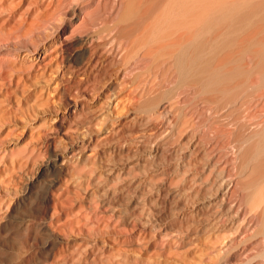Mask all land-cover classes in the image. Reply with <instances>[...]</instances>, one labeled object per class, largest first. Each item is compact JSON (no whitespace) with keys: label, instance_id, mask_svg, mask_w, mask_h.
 <instances>
[{"label":"rangeland","instance_id":"rangeland-1","mask_svg":"<svg viewBox=\"0 0 264 264\" xmlns=\"http://www.w3.org/2000/svg\"><path fill=\"white\" fill-rule=\"evenodd\" d=\"M123 2L0 40V264H264V0Z\"/></svg>","mask_w":264,"mask_h":264},{"label":"bare ground","instance_id":"bare-ground-1","mask_svg":"<svg viewBox=\"0 0 264 264\" xmlns=\"http://www.w3.org/2000/svg\"><path fill=\"white\" fill-rule=\"evenodd\" d=\"M110 2H111V5L106 4V6H110V10H109V7L104 9V10L108 9L109 11L108 10L107 11L109 12V14H107V12L106 14L102 13V16L103 14L108 15V16H105L104 18V16L102 17L99 15L98 16L96 15L97 17L93 18V20L91 21L92 19L91 14L87 13V8H89L87 5H90V4L80 6L79 4H77V2L76 3L72 2V0L71 1L70 0H40L39 3L37 2V0H20V2L14 7L13 10H9L7 12L8 15L7 17H5V21L7 22V24L5 25L6 27H8L7 29L8 33L0 35V40L5 41V45H7L8 48H9V45L12 44L10 41L15 40V42H13L14 44H12L13 49L16 51L15 56H17L18 51H22V50L34 53V51L36 52L38 50V45H44L46 42H54L56 39H57L58 44L56 43V41L55 43L56 45L60 47L61 45H63L65 40L67 39L69 40L73 36L79 37L83 33H84L83 35H85L86 33H88V30H90L91 32V29H93V31H96L102 25L103 20H107V22L108 20H110L109 22H114L116 19H118L120 12L123 8L124 2L123 0H112V1L110 0ZM100 4L101 3H99V5ZM26 5H27V8H26ZM57 7L64 9L63 13H58L57 11L59 8ZM93 7H95V5ZM131 14L132 13L130 11H126L122 18L125 20L126 18L131 16ZM242 16L243 15L241 14V17ZM98 17L99 18L102 17V19L101 18L99 19ZM244 17L246 16L244 15ZM86 18L87 19L90 18V20H86ZM104 22L106 23V21ZM104 25H107V24H104ZM1 32H4V31H1ZM83 61L84 59H80L76 63L79 64V63H82ZM63 64L65 65V63ZM7 65L8 64H6L4 70H8ZM69 68H70V65L67 66V69H68V72L69 71L71 72V69ZM1 73L2 72H0L1 79L2 78L4 79V77H6L5 76L6 73L8 75L7 71L6 73L4 72V74H1ZM67 80L71 81V79H67ZM56 157L59 158V161L61 163H64L66 161V157L60 154L56 155Z\"/></svg>","mask_w":264,"mask_h":264}]
</instances>
